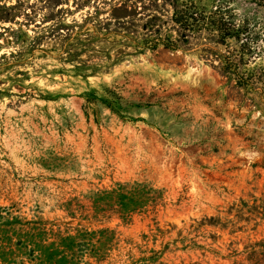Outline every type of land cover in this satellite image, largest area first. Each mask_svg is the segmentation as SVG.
Instances as JSON below:
<instances>
[{"label": "rangeland", "instance_id": "374dc122", "mask_svg": "<svg viewBox=\"0 0 264 264\" xmlns=\"http://www.w3.org/2000/svg\"><path fill=\"white\" fill-rule=\"evenodd\" d=\"M0 264H264V6L0 0Z\"/></svg>", "mask_w": 264, "mask_h": 264}, {"label": "trees", "instance_id": "16d2710c", "mask_svg": "<svg viewBox=\"0 0 264 264\" xmlns=\"http://www.w3.org/2000/svg\"><path fill=\"white\" fill-rule=\"evenodd\" d=\"M256 2L257 4H260L264 6V0H252ZM175 10H178L177 8ZM196 10H189L187 7H181L180 8V14L174 16V20L178 21L181 23V25L185 27H192V22L191 20H198L203 19L206 24L209 26H212L216 29H218L219 33L221 36L226 37L229 35H235L239 34L242 32L243 29H245L246 25V20H244L241 24H238L235 26L234 22H231L228 19V16L223 13H217L215 10L211 11L208 16H204L203 14L199 13L197 15L194 14Z\"/></svg>", "mask_w": 264, "mask_h": 264}]
</instances>
